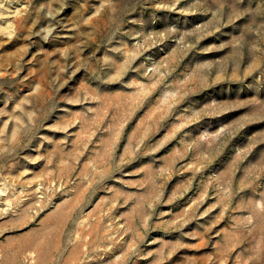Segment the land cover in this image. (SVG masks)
Instances as JSON below:
<instances>
[{
  "label": "rangeland",
  "instance_id": "1",
  "mask_svg": "<svg viewBox=\"0 0 264 264\" xmlns=\"http://www.w3.org/2000/svg\"><path fill=\"white\" fill-rule=\"evenodd\" d=\"M0 264H264V0H0Z\"/></svg>",
  "mask_w": 264,
  "mask_h": 264
}]
</instances>
